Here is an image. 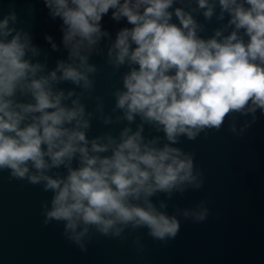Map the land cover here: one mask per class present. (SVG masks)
I'll return each instance as SVG.
<instances>
[{"label": "clouds", "instance_id": "obj_1", "mask_svg": "<svg viewBox=\"0 0 264 264\" xmlns=\"http://www.w3.org/2000/svg\"><path fill=\"white\" fill-rule=\"evenodd\" d=\"M43 2L62 21L67 50L53 68L31 32L17 27L15 10L0 18V171L51 193L41 202L43 224H63L64 239L85 253L96 235L123 241L146 229L167 244L180 217L204 222L206 199L167 210L176 194L205 183L195 152L179 145L226 121L243 137L264 115V0ZM110 9L130 25L115 38L102 25ZM213 19L219 26L207 35ZM45 39L60 51L52 35ZM94 55L114 72L126 69L109 113L104 96L94 95ZM94 119L124 126L90 136ZM146 126L157 134L146 135ZM142 240L133 239L138 252Z\"/></svg>", "mask_w": 264, "mask_h": 264}, {"label": "water", "instance_id": "obj_2", "mask_svg": "<svg viewBox=\"0 0 264 264\" xmlns=\"http://www.w3.org/2000/svg\"><path fill=\"white\" fill-rule=\"evenodd\" d=\"M11 10L18 14L17 27L29 30L33 42L49 53V68L55 67L57 59L67 57L61 43L62 21L50 17L43 0H0V18ZM111 11L102 18V25L115 38L120 28L130 25L126 20L114 21ZM217 26L213 19L207 35ZM46 35H52L61 45L60 51L51 49ZM92 62L99 69L94 95L104 96L109 113L114 104L111 92L121 86L120 75L126 69L114 72L100 55H94ZM94 104V100L88 101L90 109ZM257 114L259 120L243 137L231 133L226 121L219 131L211 130L206 136L201 133L195 141L181 138L179 146L195 152L205 183L198 191L176 194L167 210L171 214L177 205L192 207L206 199L211 211L202 223L180 217V232L167 244L153 240L146 229H140L123 241L96 235L88 251L82 252L64 239L63 224H43L41 202L50 199L51 193L26 181H10L9 173L0 171V264H264V115ZM244 119L241 117L239 123ZM123 126H106L94 119L89 135L108 130L118 133ZM145 134L157 133L146 126ZM163 198L161 194L153 199L158 202ZM141 234L145 247L138 252L133 239Z\"/></svg>", "mask_w": 264, "mask_h": 264}]
</instances>
